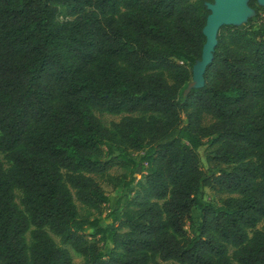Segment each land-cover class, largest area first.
<instances>
[{
  "label": "trees",
  "instance_id": "trees-1",
  "mask_svg": "<svg viewBox=\"0 0 264 264\" xmlns=\"http://www.w3.org/2000/svg\"><path fill=\"white\" fill-rule=\"evenodd\" d=\"M206 1L0 0V264H264V8L184 93Z\"/></svg>",
  "mask_w": 264,
  "mask_h": 264
},
{
  "label": "water",
  "instance_id": "water-1",
  "mask_svg": "<svg viewBox=\"0 0 264 264\" xmlns=\"http://www.w3.org/2000/svg\"><path fill=\"white\" fill-rule=\"evenodd\" d=\"M249 0H212L205 2L208 11L201 29L204 42L201 47L200 57L191 66V78L186 83L183 91L203 86V72L211 60L212 51L216 44V34L223 25L240 26L247 19L254 16V10L248 5ZM258 6L264 8V0H255Z\"/></svg>",
  "mask_w": 264,
  "mask_h": 264
},
{
  "label": "rangeland",
  "instance_id": "rangeland-1",
  "mask_svg": "<svg viewBox=\"0 0 264 264\" xmlns=\"http://www.w3.org/2000/svg\"><path fill=\"white\" fill-rule=\"evenodd\" d=\"M258 18L264 17V12L259 10ZM252 17L251 24L253 26L257 25L258 18ZM243 25V24H242ZM240 25V26H242ZM95 116L99 118V120L104 124L108 125L111 121H117L123 114L119 115H112L107 113H98L94 112ZM207 122V119L205 120ZM119 150L114 148V153H118ZM203 150H199V155L202 158ZM135 157V155H133ZM0 161L3 163V166L6 167L7 163L5 162L3 158V153L0 152ZM128 166H121V165H114L109 170L106 171L104 175H92V177L95 179V181L100 185L105 195L108 197V203L103 205L99 211H92L88 210L85 207H83L80 203L77 201H74L76 208L78 210V213L80 215H86L89 219H96L99 227H111V213L118 214L117 206H116V200L120 194L121 186H113L109 183V177L119 175L120 173H127ZM139 176L138 174H135V178L137 179ZM17 194V191H15ZM202 197L204 200L212 201V195L210 194V191L208 189H203ZM191 215L194 223L198 221V210L196 208H193L191 210ZM264 226V219H262L258 224L257 228H262ZM91 230H88V232ZM55 241H57V238L52 236ZM107 249V247L105 248ZM71 258H72V264L80 262L81 258L78 254H76L73 250L68 248ZM231 249H229V252ZM162 264H178L174 261H164Z\"/></svg>",
  "mask_w": 264,
  "mask_h": 264
},
{
  "label": "flooded vegetation",
  "instance_id": "flooded-vegetation-1",
  "mask_svg": "<svg viewBox=\"0 0 264 264\" xmlns=\"http://www.w3.org/2000/svg\"><path fill=\"white\" fill-rule=\"evenodd\" d=\"M212 0H210V1H206V2H211ZM252 2L253 4H254V6H258L257 4H256V1L255 0H249L247 3H249V2ZM205 3V2H204ZM249 5V4H248ZM250 6V5H249ZM253 10H254V16H255V14H256V10L254 9V7H252V6H250ZM258 7H261V6H258ZM253 16V17H254Z\"/></svg>",
  "mask_w": 264,
  "mask_h": 264
}]
</instances>
